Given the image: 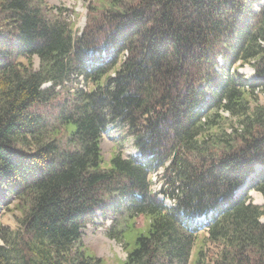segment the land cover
I'll use <instances>...</instances> for the list:
<instances>
[{
    "label": "trees",
    "instance_id": "16d2710c",
    "mask_svg": "<svg viewBox=\"0 0 264 264\" xmlns=\"http://www.w3.org/2000/svg\"><path fill=\"white\" fill-rule=\"evenodd\" d=\"M258 1L91 0L77 33L65 7L0 0V264H108L82 240L97 217L122 264H264V204L238 191L264 197ZM110 123L141 155L105 159Z\"/></svg>",
    "mask_w": 264,
    "mask_h": 264
},
{
    "label": "rangeland",
    "instance_id": "374dc122",
    "mask_svg": "<svg viewBox=\"0 0 264 264\" xmlns=\"http://www.w3.org/2000/svg\"><path fill=\"white\" fill-rule=\"evenodd\" d=\"M48 2L52 5L66 8L65 14L70 20L74 21L75 30L77 33L85 26L87 6L91 2V0H48ZM34 61H35V66L38 67L40 60L37 56L35 57ZM238 69L243 70V73L249 79V81L251 80V78H253L254 69L250 64L238 66ZM247 69H250L249 71L251 72L247 71ZM258 95L260 101L264 103V92H259ZM129 143H130V139L127 138L125 132L119 134L118 132L115 133L112 130H108L106 133L103 134L101 140V145L105 159L108 160L111 157V155L116 152H123V154L125 155L124 151L126 150V147L128 146ZM156 175H157L156 180H154L153 182V188L158 190L161 186V181L160 178L158 177V172L156 173ZM244 189H246L245 191H249V194L254 203L259 205L264 204V197L262 193H260L255 189L250 190V187H244L242 190ZM257 194L262 197V203H260V201L258 200ZM11 207H13V205ZM0 214H1V221L5 225H8L13 229L18 227L17 215L19 214V211L17 210L8 211L5 209L3 205H1ZM97 220L100 221L99 218H97ZM97 220L95 219L93 224H88L86 227L82 229L83 242L85 243L86 246L90 247L98 256L105 258L108 264H122V262L126 259L127 256L123 244L107 236V227H109V224L107 223L102 224L100 222H97ZM136 220H137V226L139 228L146 227L147 220L143 216H139L138 219ZM207 236H208L207 230H202L199 232L196 248L194 249L195 254L197 248L200 246V244L204 242ZM132 247L133 244L131 245L130 248Z\"/></svg>",
    "mask_w": 264,
    "mask_h": 264
},
{
    "label": "built area",
    "instance_id": "2783aa9c",
    "mask_svg": "<svg viewBox=\"0 0 264 264\" xmlns=\"http://www.w3.org/2000/svg\"><path fill=\"white\" fill-rule=\"evenodd\" d=\"M263 6H264V0H259L258 2H256V3L254 4V10H255V11H259ZM68 19H69V18H68ZM223 62H224V61H223V59L221 58V59H220V63L223 64ZM251 79H252V78H251ZM108 128H109V129H112L115 133H117V132H118L119 134L124 133V130H123L122 128H120V127H116V126H115L114 124H112V123H110V124L108 125ZM127 138L130 139V143L128 144V146L126 147V150L124 151V152H125V155H127V156H125V155L123 154V152H121V153L123 154V156H125V157H129V156H137V155H141L140 150L135 146L134 138H133L132 136H127ZM156 173H157V171H155V172L152 173V180H153V182H154V180H156V176H157ZM159 174H160V171H158V177H159ZM155 190H156V189H155ZM156 191H157V190H156ZM159 197L165 199L166 202H168L170 205H173L172 201H171L170 199H168V198H165V196H164L163 194L159 193ZM97 218H99L100 221L97 220ZM97 218H96L97 222H100V223H102V224L107 223V224H109V226H110V224H111V219H107V220L103 221L102 218H100V217H97ZM103 222H105V223H103Z\"/></svg>",
    "mask_w": 264,
    "mask_h": 264
},
{
    "label": "bare ground",
    "instance_id": "6f19581e",
    "mask_svg": "<svg viewBox=\"0 0 264 264\" xmlns=\"http://www.w3.org/2000/svg\"><path fill=\"white\" fill-rule=\"evenodd\" d=\"M250 69H247V71H249ZM258 195V194H257ZM258 200L260 201V203H262V197L260 195H258Z\"/></svg>",
    "mask_w": 264,
    "mask_h": 264
}]
</instances>
